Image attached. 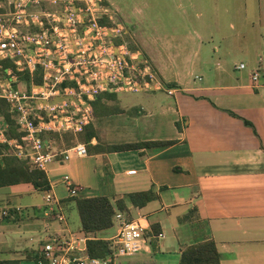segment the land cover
Instances as JSON below:
<instances>
[{
	"label": "crops",
	"instance_id": "obj_1",
	"mask_svg": "<svg viewBox=\"0 0 264 264\" xmlns=\"http://www.w3.org/2000/svg\"><path fill=\"white\" fill-rule=\"evenodd\" d=\"M185 1L182 10L153 5L152 15L171 10L176 16L169 26L152 16L146 35L140 23L126 24L119 7L106 0L125 26L123 37L113 42L126 44L130 57L145 61L141 65H148L161 85L143 81L138 90L113 91L120 110L101 116L93 112L100 137L83 142L88 153L49 163L50 188L67 222L45 214L44 192L32 183L0 187V259L34 264L44 239L65 228L85 237L86 246L88 238L108 240L117 232V222L97 232L83 230L67 180L82 197L106 195L115 201L135 191L158 193L144 207L129 201L123 212L151 235V251L112 264H179L183 248L211 239L221 253V264H264V84L257 86L251 79L255 68L264 67V0H232L220 7ZM219 12L229 14L230 20H219ZM207 13L215 16L207 19ZM241 63L247 67L238 68ZM26 85V90L32 86ZM120 92L148 95L137 102L120 97ZM50 137L58 150L69 147L56 145L58 140ZM73 139L71 145L81 141L78 135ZM149 140L175 143L122 151L94 149L98 143L102 147Z\"/></svg>",
	"mask_w": 264,
	"mask_h": 264
},
{
	"label": "built area",
	"instance_id": "obj_2",
	"mask_svg": "<svg viewBox=\"0 0 264 264\" xmlns=\"http://www.w3.org/2000/svg\"><path fill=\"white\" fill-rule=\"evenodd\" d=\"M1 1L9 9L0 7L4 10L0 11V59L10 58L19 70L28 69L31 74L36 68H42L43 82H32L29 90H23L13 85L19 74L12 67L4 71L11 81L4 83L0 97L16 111L18 129L23 135L21 139L9 138L8 122L0 114V143H7L9 147L0 157L14 155L46 171L57 157L68 161L73 155H85L88 153L85 143L78 141L58 150L43 134L79 135L94 117L90 101L104 90H138L143 81L161 85L148 65H141L144 61L130 57L126 44L113 42V38L123 37L125 26L106 0H47L52 5L47 9L31 8L38 7L43 0ZM33 24L41 30L31 29ZM246 67V63L238 66ZM251 79L255 85H263L264 67L255 68ZM66 81L70 83L63 85ZM63 94H75L79 101L67 98L53 104L36 102ZM65 183L70 194L76 196L77 189L72 188V183L67 180ZM44 204L46 215L53 214L67 222L60 200L51 188L44 192ZM115 222L118 230L108 239L110 252L105 257L91 256L85 237L65 228L44 239L34 264H112L122 257L151 251V235L145 233L139 221L119 211Z\"/></svg>",
	"mask_w": 264,
	"mask_h": 264
},
{
	"label": "trees",
	"instance_id": "obj_3",
	"mask_svg": "<svg viewBox=\"0 0 264 264\" xmlns=\"http://www.w3.org/2000/svg\"><path fill=\"white\" fill-rule=\"evenodd\" d=\"M36 31H40L41 27L33 24ZM145 63V61H144ZM12 67L19 75L17 80L13 82L16 86L18 81H27L30 85L32 82L41 84L43 82L42 68H36L33 74L28 69L19 70V66L10 58L0 59V68L4 71ZM70 82L66 81L63 85H68ZM74 85V82H71ZM173 86L175 84H169ZM118 100V94L110 90H104L98 93L90 104L93 108L95 116L107 115L120 110L112 108L110 101ZM0 113L4 115L8 122L9 128L7 135L9 138H22L23 133L19 131L16 121V111L12 109L10 103L3 97H0ZM232 114L238 116L236 113ZM247 125L253 124L243 119ZM59 137L57 133H45L43 138L50 140V136ZM52 136V137H53ZM55 137V138H56ZM93 137L99 138V132L95 128L93 122L88 123L84 130L79 135V140L89 143ZM74 141V139H72ZM70 140L68 145H71ZM175 143V140H149L130 143L106 144L100 146L99 143L94 146L95 150L102 151H122L129 149L148 148L153 146H165ZM9 149L7 143H0V153ZM19 183H32L34 187L40 191L45 192L50 189V181L45 170L37 169L32 166L28 160L20 159L14 155H4L0 157V187ZM158 193L154 189L135 191L128 193L122 198L112 200L106 195H97L91 197L74 196L72 199L76 201L77 209L80 214L82 228L86 232H97L109 228L115 223V214L118 211L127 212L129 209V201L135 207H144L150 201L155 200ZM88 252L93 257H105L110 252V242L102 238H88L87 240ZM0 264H19L16 259H0ZM179 264H221V253L219 252L214 240H206L195 243L183 248Z\"/></svg>",
	"mask_w": 264,
	"mask_h": 264
},
{
	"label": "rangeland",
	"instance_id": "obj_4",
	"mask_svg": "<svg viewBox=\"0 0 264 264\" xmlns=\"http://www.w3.org/2000/svg\"><path fill=\"white\" fill-rule=\"evenodd\" d=\"M231 2L232 0H203V5H212V7H214L216 5V3L218 4V6H224L225 4L227 5V2ZM235 4H241L242 0H234ZM109 2H112L116 7H119V12L120 14V18L122 20H124L126 22V24H128L129 26L137 23H140V30L144 32H146V35L149 34V31L151 30V25H152V16L156 17V20H159L160 22L164 21L167 26H169V22L171 20L174 19V17L176 16V13L172 12L171 10L169 11V13H156L155 15H152L149 10L153 7V5L157 8H162V7H172L174 9L172 10H182L184 6H186L187 1L185 0H109ZM2 6H5L6 8H8V6L3 3ZM42 8H49L50 7V3L47 1H43V3L41 4ZM32 9H37L38 7L32 6ZM9 9V8H8ZM133 10H135V13H133ZM128 14H130L132 17H130ZM134 16V17H133ZM212 16V18L215 16L214 14L211 13H207V19H210V17ZM218 17L219 20L224 21V23H226V21L230 20L229 19V14H225L223 12H219L218 13ZM125 40H127V42H129L130 44L132 43V38L130 36L125 35ZM133 44V43H132ZM6 75L4 73V70H2L0 68V93L2 91L3 85H4V81ZM27 81L22 80L21 82H17L16 86H18L19 88L26 90L27 89V85H26ZM26 86V87H25ZM148 94H144V93H136V92H120L119 96L122 98L125 97H129L132 98L133 100L139 102V101H143V99H145V97ZM147 99V98H146ZM110 106L114 109L117 108V104L120 106V99L118 98V100L116 101H110L109 102ZM1 114V113H0ZM93 121V120H92ZM91 121V122H92ZM80 135V134H79ZM78 135V138H79ZM53 136V135H52ZM54 139L57 141L58 139H56V136H53ZM56 137V138H55ZM64 138H61V140L59 139L57 142H54L56 145H63L66 144V146H70L68 145L67 142H69L70 140H72L74 138V135H71V133H68L67 135L65 134V136L63 135ZM59 138V137H58ZM63 140V141H62ZM73 143V140H72ZM71 143V144H72Z\"/></svg>",
	"mask_w": 264,
	"mask_h": 264
},
{
	"label": "water",
	"instance_id": "obj_5",
	"mask_svg": "<svg viewBox=\"0 0 264 264\" xmlns=\"http://www.w3.org/2000/svg\"><path fill=\"white\" fill-rule=\"evenodd\" d=\"M5 83H9L11 81L10 77H5ZM66 98H69L71 100H74V101H79V98L75 95V94H63V95H58V96H55L54 98H52L51 100H36V102H42V103H50V104H53V103H58L60 101H63L65 100Z\"/></svg>",
	"mask_w": 264,
	"mask_h": 264
},
{
	"label": "bare ground",
	"instance_id": "obj_6",
	"mask_svg": "<svg viewBox=\"0 0 264 264\" xmlns=\"http://www.w3.org/2000/svg\"><path fill=\"white\" fill-rule=\"evenodd\" d=\"M67 99V98H66Z\"/></svg>",
	"mask_w": 264,
	"mask_h": 264
}]
</instances>
